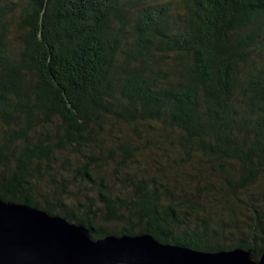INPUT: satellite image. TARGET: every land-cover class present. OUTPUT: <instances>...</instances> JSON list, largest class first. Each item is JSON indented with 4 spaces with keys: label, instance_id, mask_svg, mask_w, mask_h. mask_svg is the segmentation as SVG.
<instances>
[{
    "label": "trees",
    "instance_id": "1",
    "mask_svg": "<svg viewBox=\"0 0 264 264\" xmlns=\"http://www.w3.org/2000/svg\"><path fill=\"white\" fill-rule=\"evenodd\" d=\"M0 197L258 260L264 0H0Z\"/></svg>",
    "mask_w": 264,
    "mask_h": 264
},
{
    "label": "water",
    "instance_id": "2",
    "mask_svg": "<svg viewBox=\"0 0 264 264\" xmlns=\"http://www.w3.org/2000/svg\"><path fill=\"white\" fill-rule=\"evenodd\" d=\"M0 264H264V252H203L150 234L93 239L83 225L0 197Z\"/></svg>",
    "mask_w": 264,
    "mask_h": 264
},
{
    "label": "rangeland",
    "instance_id": "3",
    "mask_svg": "<svg viewBox=\"0 0 264 264\" xmlns=\"http://www.w3.org/2000/svg\"><path fill=\"white\" fill-rule=\"evenodd\" d=\"M3 1H5V0H3ZM13 1H15V2H17V1H19V3H23L24 2V0H13ZM112 135V137L110 138L109 137V143H111V142H118V141H120V139H122L123 138V136H124V131H122V130H118V131H116L115 133H113V134H111ZM148 155L146 154V156L145 157H147ZM140 159H141V157H140ZM107 169L104 165H102L101 167H100V169ZM72 191L73 192H75L74 194H75V196H73V195H70L71 197H73V198H79V199H82V196H80V194H76V192H78L76 189H72Z\"/></svg>",
    "mask_w": 264,
    "mask_h": 264
}]
</instances>
